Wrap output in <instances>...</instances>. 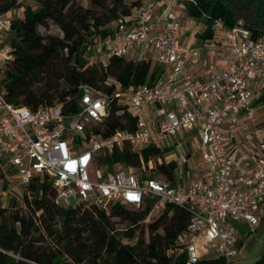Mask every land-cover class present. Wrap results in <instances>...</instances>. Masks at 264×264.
<instances>
[{
  "label": "built area",
  "instance_id": "2783aa9c",
  "mask_svg": "<svg viewBox=\"0 0 264 264\" xmlns=\"http://www.w3.org/2000/svg\"><path fill=\"white\" fill-rule=\"evenodd\" d=\"M25 1L17 0L20 7ZM161 2L151 0L136 7L134 14L117 17L102 41L99 61L105 65L111 55L129 57L148 50L162 75L133 87H121L108 78L106 83L113 85L110 94L80 85L71 109L63 103L31 109L7 100L2 79L14 57L13 17L0 11V170L19 184L47 176L56 189V201L65 207L94 205L108 212L116 203L138 208L153 200L147 222L159 204H175L189 214L186 230L177 237L176 255L184 253V263L194 264L201 258L199 245L204 241L212 245L214 257L235 264L239 225L253 228L264 209V139L250 154L251 167L242 170L225 146L222 126L228 121L239 124L241 114L252 117L253 100L264 93V39L253 38L237 19L225 28L227 61L217 67L181 43L179 0L163 10L161 28L153 29ZM194 64L204 68L205 79L192 75ZM113 100L136 119L132 128L119 127L103 136L94 127L105 120ZM191 140L198 142L202 159L182 184L180 167L191 165ZM148 146L162 154L148 159L147 167L110 168L101 162L115 149L140 153ZM170 161L177 165L174 182L161 173L150 174L157 164Z\"/></svg>",
  "mask_w": 264,
  "mask_h": 264
},
{
  "label": "trees",
  "instance_id": "16d2710c",
  "mask_svg": "<svg viewBox=\"0 0 264 264\" xmlns=\"http://www.w3.org/2000/svg\"><path fill=\"white\" fill-rule=\"evenodd\" d=\"M32 1L37 8L24 3L23 14L12 18L10 43L14 57L5 68L2 87L14 105L36 109L63 103L71 109L80 85L110 94L113 85L106 83L108 78L115 79L121 87H133L152 83L162 75V67L143 58L111 55L105 65L89 62L96 40L102 42L111 33L108 24L130 14L140 0H88L87 6L77 0ZM250 4L255 7L257 26L249 30L257 38L264 34V0H250ZM20 6L17 0H0V11ZM187 7L192 14L206 13L205 37L212 33L213 19H222L227 27L237 20L227 0H194ZM49 23L56 25L62 35L42 34L39 27ZM120 108L115 100L109 101L107 116L94 127L95 131L107 136L119 127L132 128L136 117ZM159 154L162 152L156 147H145L140 153L123 147L101 162L108 166L122 162L147 167L148 159ZM176 167L170 161L157 164L156 170L174 182ZM56 195L51 180L36 175L25 184L24 207L15 206L14 199L9 201V207L0 202V264H185V254L176 255L180 247L177 237L186 230L189 219L184 208L166 202L161 213L147 223L144 220L153 200L137 210L116 203L105 212L94 205L61 206ZM114 217L117 221L112 220ZM145 229L147 240L143 236ZM134 238V243L123 241ZM194 264L225 262L222 258L201 257ZM254 264H264V253Z\"/></svg>",
  "mask_w": 264,
  "mask_h": 264
},
{
  "label": "crops",
  "instance_id": "0c3cea01",
  "mask_svg": "<svg viewBox=\"0 0 264 264\" xmlns=\"http://www.w3.org/2000/svg\"><path fill=\"white\" fill-rule=\"evenodd\" d=\"M150 1L151 0H140V5ZM189 2L194 3V0H179L177 4V11L181 19V43L187 47L198 50L200 56L206 59L208 63L214 64L217 67H224L227 61V55L224 51V31L227 26L222 19H213L211 23L212 33L210 36L205 37L204 34L207 29V24L204 18L207 15L204 12L200 14L190 13L187 7ZM170 5H172V0H162L160 6L157 7L156 20L152 23L154 30L161 28L163 10ZM135 9L136 8H133L131 10V14H134ZM111 24L112 26L109 28L112 30L114 23L111 22ZM257 38L264 39V34ZM211 42L214 44L211 45ZM139 54L140 55H138V51H134L129 55V58L137 59L141 57L153 62L151 60L153 56L151 51L146 50ZM190 71L196 80H203L206 77L204 68L200 64L191 65ZM262 97H264V93L254 98L252 103V117H246L244 114H241L239 124H232L228 121L222 126L225 135V146L230 153L236 156L237 164L242 170H247L251 167L252 161L250 159V154L258 148L260 141L264 139V99ZM260 107L261 110H258V112L257 109H260ZM249 232L254 233L258 239L262 238L264 243V209L259 215L258 224L253 228L245 224L239 225L237 234L240 252L235 258V262L242 257L243 239ZM205 246H209L210 250H212V245L210 243L200 241L199 251L203 258L205 257L202 249ZM214 256L210 258H214Z\"/></svg>",
  "mask_w": 264,
  "mask_h": 264
},
{
  "label": "rangeland",
  "instance_id": "374dc122",
  "mask_svg": "<svg viewBox=\"0 0 264 264\" xmlns=\"http://www.w3.org/2000/svg\"><path fill=\"white\" fill-rule=\"evenodd\" d=\"M77 2L81 3L84 6L88 5V0H77ZM27 4L31 5L32 8H37V4L32 0L25 1V5ZM23 10H24V7L9 9L6 11V15L8 17H19L23 14ZM111 26L112 24L109 23L108 27H111ZM39 30L41 31L42 34L50 33V34H58L60 36L62 35L61 31L53 23H49L47 27H39ZM102 48H103V43L101 41L96 40L95 44L91 48L92 54L89 57V62L93 64H100L99 59L102 57V55L100 54L102 51ZM151 65L154 66L155 65L154 62H151ZM1 76H3V74L0 73V77ZM258 110L260 111L261 107L260 109H257V111ZM191 142L193 141L191 140ZM198 146H199L198 142L196 141L193 142V145H192L193 153L191 156V165H189L188 163H184L180 167L182 170V174H183V177L181 180L182 184H186L188 182L190 175L192 173V169L194 168L195 164L200 162L202 159V152ZM118 166L125 168V169H127L128 167H130L131 169L136 168L134 166H127L123 164L122 162L119 165H110L109 167L117 168ZM150 174L161 177V174L156 169H154V171L151 172ZM24 188H25V184H19L11 176H5L3 178H0V202L2 206L9 207L11 205V202L9 201L10 200L12 201V199H14L15 206L24 207V203L22 201V195L24 192ZM69 200L71 204L75 203V200L72 197H70ZM125 206L132 210L138 209L135 205H125ZM163 206L164 204H159L158 209L152 210L147 223L155 219L161 213ZM112 220L117 221V218L114 217L112 218ZM117 227H122V224H117ZM143 236H144V239L147 240L148 238L147 229H145ZM123 241L134 243L136 242V239L135 238L132 240L123 239ZM243 242H244V245L242 248V254H241L242 257L235 264H254L255 260L261 257L262 254L264 253L263 239L262 238L258 239L254 233L249 232L247 236L244 237ZM202 251L204 252L205 258H210L214 256L215 254L213 250H210L209 246L203 247Z\"/></svg>",
  "mask_w": 264,
  "mask_h": 264
},
{
  "label": "water",
  "instance_id": "95a60500",
  "mask_svg": "<svg viewBox=\"0 0 264 264\" xmlns=\"http://www.w3.org/2000/svg\"><path fill=\"white\" fill-rule=\"evenodd\" d=\"M236 11V18L243 20L247 28L256 27L257 21L254 15L255 7L250 4V0H227Z\"/></svg>",
  "mask_w": 264,
  "mask_h": 264
},
{
  "label": "flooded vegetation",
  "instance_id": "af4514ba",
  "mask_svg": "<svg viewBox=\"0 0 264 264\" xmlns=\"http://www.w3.org/2000/svg\"><path fill=\"white\" fill-rule=\"evenodd\" d=\"M241 1H245V0H241ZM254 14H255V11H254Z\"/></svg>",
  "mask_w": 264,
  "mask_h": 264
}]
</instances>
